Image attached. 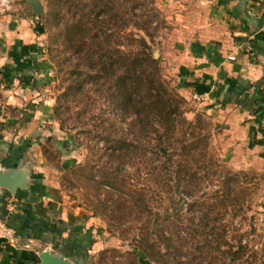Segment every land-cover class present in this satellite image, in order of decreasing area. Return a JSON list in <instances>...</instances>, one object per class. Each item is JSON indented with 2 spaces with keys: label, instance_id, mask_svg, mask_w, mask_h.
<instances>
[{
  "label": "rangeland",
  "instance_id": "374dc122",
  "mask_svg": "<svg viewBox=\"0 0 264 264\" xmlns=\"http://www.w3.org/2000/svg\"><path fill=\"white\" fill-rule=\"evenodd\" d=\"M99 1L39 0L41 16L34 13L32 0H0V41L6 40L9 31L26 32L21 68L27 88L19 95L22 109L37 116L44 134L41 149L59 169L62 198L72 205L71 212L76 209L79 218L90 221L102 241V247L89 255V264H178L177 260L179 264H264V151L262 158L253 159L247 154L254 147L252 141L241 144L236 133L216 123L200 101L180 94L174 59L182 51L178 7L170 8L168 0H104L112 7V16L95 24L97 10H92ZM86 20H90L87 35L75 43L74 26ZM33 33L35 40L30 37ZM94 34H99L102 53L114 60L124 57L128 68L141 50L138 40L144 37L159 61L161 78L184 100L181 111L192 123L186 125V138L192 140L193 132L209 137L207 157L215 165L199 171L202 180L193 186L194 195H184L187 183L177 186L174 174L152 171L151 150L156 143L151 138L155 137L142 135L133 115L118 107L119 73L100 78L98 70L87 65L97 60L92 52L100 48L91 40ZM7 47L8 42L6 56L10 54ZM89 48L92 52L86 55ZM3 58L0 52V108L9 101L6 92L11 87ZM122 141L138 149L120 169L112 155ZM234 174L239 175L236 186L228 182ZM228 184L241 191V200L223 206L220 199ZM138 194L145 199L143 211L123 216L118 206H133L131 196ZM194 203L196 207H190ZM204 212H208L209 226L202 230ZM141 238L154 247L141 249Z\"/></svg>",
  "mask_w": 264,
  "mask_h": 264
},
{
  "label": "crops",
  "instance_id": "0c3cea01",
  "mask_svg": "<svg viewBox=\"0 0 264 264\" xmlns=\"http://www.w3.org/2000/svg\"><path fill=\"white\" fill-rule=\"evenodd\" d=\"M168 1L170 8L178 7L181 20L182 51L174 57L180 94L201 96L200 105L214 121L235 132L241 144L252 141L247 154L262 158L264 133L251 127L264 130V0ZM6 37L0 52L11 87L6 92L9 101L0 108V171L29 165L30 188L13 195L0 187V219L14 231L12 244L0 241V264H40L39 256L47 249L89 261L102 241L90 221L79 218L76 209L71 212L72 205L62 198L59 169L41 149L44 134L37 116H29L21 106L19 95L27 88L21 68L26 32L18 28ZM30 37L37 38L34 33ZM7 42V53L14 52L6 56Z\"/></svg>",
  "mask_w": 264,
  "mask_h": 264
},
{
  "label": "trees",
  "instance_id": "16d2710c",
  "mask_svg": "<svg viewBox=\"0 0 264 264\" xmlns=\"http://www.w3.org/2000/svg\"><path fill=\"white\" fill-rule=\"evenodd\" d=\"M98 3L101 4L95 5L92 10H97L95 24L100 21L104 23L106 20L105 17L112 16L113 11L109 3L108 5L105 4L104 0H100ZM154 10L157 12L155 8ZM101 15H104V17H101ZM76 16H78L77 12ZM88 23L90 24V20L79 21V25L74 26L77 30L75 36L73 35L72 37V39H75V43L82 41L84 36L87 35ZM78 35L79 38H76ZM97 39H99V34L92 35L91 40H96L94 47L100 48L95 50L91 47L95 51L92 52L91 48H89L86 54L88 55V53L92 52L94 56L97 55V60H92V63L87 65L91 69L98 70L97 73L100 75V78L103 76L108 78V75L113 72L119 73L117 76L118 92L116 95L118 98V107L122 108L124 113L129 112L133 115V124L138 127L142 135L149 137V139L151 138L150 135H154L155 137L151 138V141H155L156 143L151 150L154 157L152 171L156 175L161 172H164L165 175L167 173L174 174L177 186L185 182L187 183L185 188H183L184 195H194L197 190L193 186L198 183L200 184L202 180L198 177L199 171L202 168L207 169L209 165H215L207 157L209 137L203 136L202 138L196 136L193 132L191 134L192 140L186 138V125L192 126V123H188L184 117L185 112L181 111V103L184 100L177 94H174L168 87V84L161 78L159 61L153 57L151 47L144 37L138 40L141 50L130 63V68L127 67L124 57L119 56L118 60H114L107 52L102 53L101 41ZM25 49L23 47L22 55H25ZM87 57L89 60L92 59L89 56ZM47 70L48 67L46 66L45 71ZM137 149V146L132 143L120 142L118 148H116L117 151L112 155L117 159L120 169L132 161L131 157L136 154ZM159 159H164L165 162ZM238 176V174H234L229 178L228 182L233 181L236 186ZM228 186L230 185L228 184ZM240 193L241 191H235V188L233 186L231 188L230 186L226 194L220 199V204L224 206L227 201L236 204L241 200ZM131 198L134 202L133 206L128 207L124 204L118 206L120 210H123V216L128 215L129 212L138 211L139 209L143 211L142 208L145 206L144 196L138 194L131 196ZM196 205L194 203L190 207L195 208ZM201 223L202 230L208 228V212H204ZM201 229L195 231L200 232ZM168 240V238L164 239V241ZM141 241L143 245L140 248L143 250L154 247V244H150L147 238H141ZM207 242L210 243V241ZM242 249L243 246H240L239 250ZM176 252L179 253V249ZM177 261L178 264L181 263L180 260Z\"/></svg>",
  "mask_w": 264,
  "mask_h": 264
},
{
  "label": "water",
  "instance_id": "95a60500",
  "mask_svg": "<svg viewBox=\"0 0 264 264\" xmlns=\"http://www.w3.org/2000/svg\"><path fill=\"white\" fill-rule=\"evenodd\" d=\"M33 11L37 15H44L39 0H32ZM30 177V166L22 169L0 171V187L6 188L13 195L17 189H29L28 179ZM40 264H89L88 258H80L77 261L70 259L62 252H55L49 249L43 251L39 256Z\"/></svg>",
  "mask_w": 264,
  "mask_h": 264
},
{
  "label": "built area",
  "instance_id": "2783aa9c",
  "mask_svg": "<svg viewBox=\"0 0 264 264\" xmlns=\"http://www.w3.org/2000/svg\"><path fill=\"white\" fill-rule=\"evenodd\" d=\"M230 59H234L231 57ZM194 100L202 101L201 96L194 95ZM0 241L12 244L14 241V231L9 227L8 223L2 219H0Z\"/></svg>",
  "mask_w": 264,
  "mask_h": 264
}]
</instances>
